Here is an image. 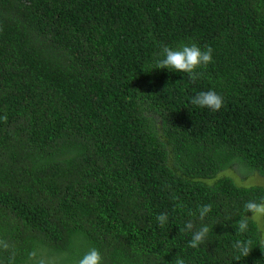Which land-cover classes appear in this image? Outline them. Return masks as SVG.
Listing matches in <instances>:
<instances>
[{
    "label": "trees",
    "instance_id": "obj_1",
    "mask_svg": "<svg viewBox=\"0 0 264 264\" xmlns=\"http://www.w3.org/2000/svg\"><path fill=\"white\" fill-rule=\"evenodd\" d=\"M191 43L213 49L203 77L153 69ZM208 90L219 111L191 104ZM5 115L0 264H76L92 247L102 264H264L257 224L235 231L264 187L222 175L264 179V0H0ZM188 221L209 227L195 249Z\"/></svg>",
    "mask_w": 264,
    "mask_h": 264
},
{
    "label": "clouds",
    "instance_id": "obj_2",
    "mask_svg": "<svg viewBox=\"0 0 264 264\" xmlns=\"http://www.w3.org/2000/svg\"><path fill=\"white\" fill-rule=\"evenodd\" d=\"M213 49L208 46L201 49L197 44H181L177 47H169L164 45L162 47L160 58L155 60V66L153 69H167L171 72H178L187 74L189 80L195 82L198 78L203 77L204 71L207 66L213 62ZM199 70V71H198ZM191 104L200 108L210 109L212 112L219 111L223 104L224 99L222 95L215 90L200 91L191 98ZM0 120L7 122V116L0 117ZM179 206V205H178ZM244 215L236 222L235 231L238 235L244 236L249 229V221L256 223H264V199L260 201L249 200L244 204ZM212 211L211 204L200 205L198 208L199 220L204 221L205 217ZM248 213H251L249 216ZM189 215H195V213H189ZM156 220L160 227H164L168 221V214L161 213L156 216ZM185 232L191 233V239L188 243V247L193 249L198 248L207 238L209 233V227L206 224H201L199 228H196L192 221L185 223L182 229ZM252 241L250 239L242 238L237 239L232 244V248L237 253L236 261H239L240 257H247L252 248ZM264 247V230L261 231L260 241L257 244ZM9 245L6 241L0 240V249L8 250ZM30 253V258L33 256ZM11 264V262H10ZM76 264H102V256L98 249L95 247L89 248ZM175 264H185L183 258L179 255L175 258Z\"/></svg>",
    "mask_w": 264,
    "mask_h": 264
},
{
    "label": "rangeland",
    "instance_id": "obj_3",
    "mask_svg": "<svg viewBox=\"0 0 264 264\" xmlns=\"http://www.w3.org/2000/svg\"><path fill=\"white\" fill-rule=\"evenodd\" d=\"M223 176L231 177L240 186H262L264 187V179L258 177L257 175H251L244 171V167L238 163L234 164L232 169L226 171L222 174ZM256 223V222H255ZM260 232L264 230V223H256Z\"/></svg>",
    "mask_w": 264,
    "mask_h": 264
}]
</instances>
